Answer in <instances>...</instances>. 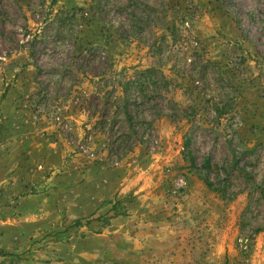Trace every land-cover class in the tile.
Instances as JSON below:
<instances>
[{
	"label": "rangeland",
	"instance_id": "obj_1",
	"mask_svg": "<svg viewBox=\"0 0 264 264\" xmlns=\"http://www.w3.org/2000/svg\"><path fill=\"white\" fill-rule=\"evenodd\" d=\"M0 264H264V0H0Z\"/></svg>",
	"mask_w": 264,
	"mask_h": 264
},
{
	"label": "trees",
	"instance_id": "obj_2",
	"mask_svg": "<svg viewBox=\"0 0 264 264\" xmlns=\"http://www.w3.org/2000/svg\"><path fill=\"white\" fill-rule=\"evenodd\" d=\"M171 40L174 41L175 36L172 30H169ZM213 64L212 62L205 60L201 63L203 67ZM167 79L154 68H150L144 71H135L132 74L124 73L119 80L116 81L115 89H118L117 96L114 98L119 99L117 109L120 115L125 116V120L130 124L133 123V114L131 113V108H141L149 107L154 113H156V118L159 119L164 117V115L157 114L162 110L161 105L157 102L158 100H163L167 97L168 92L162 90V85L166 84ZM153 103V104H152ZM221 113H219L218 118H221ZM145 121V120H144ZM146 122V121H145ZM144 124H147L145 123ZM150 124V123H149ZM133 134L138 135L132 125ZM138 141V140H137ZM116 209L115 207L113 208Z\"/></svg>",
	"mask_w": 264,
	"mask_h": 264
}]
</instances>
